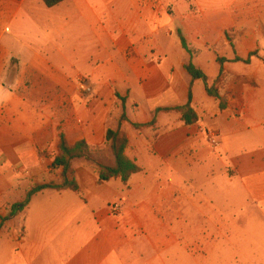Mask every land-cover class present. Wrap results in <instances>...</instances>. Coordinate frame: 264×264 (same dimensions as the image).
<instances>
[{
    "label": "crops",
    "instance_id": "1",
    "mask_svg": "<svg viewBox=\"0 0 264 264\" xmlns=\"http://www.w3.org/2000/svg\"><path fill=\"white\" fill-rule=\"evenodd\" d=\"M151 1L0 0V264H264V86L245 84L258 61H234L264 42V0H164L160 20ZM189 61L209 85L241 77L235 93L217 89L223 108ZM189 90L198 121L186 125L174 108ZM108 129L140 168L127 184L73 161L77 191L21 207L31 186L60 182L61 136L97 148ZM256 139L260 152L231 148Z\"/></svg>",
    "mask_w": 264,
    "mask_h": 264
},
{
    "label": "trees",
    "instance_id": "2",
    "mask_svg": "<svg viewBox=\"0 0 264 264\" xmlns=\"http://www.w3.org/2000/svg\"><path fill=\"white\" fill-rule=\"evenodd\" d=\"M43 4L48 7H54L64 0H41ZM225 36L227 37L226 33ZM180 42L182 47L189 53L185 40L180 36ZM253 53L249 54L246 59L234 58V61H242L244 63H249L252 58ZM227 60L225 58H218L217 62L220 65V74H222V65ZM186 69L191 76V79L202 80L205 85L206 93L209 96L217 99L219 101V107L223 108V98L220 97L218 90L215 85H209L205 74L198 68H196L190 61L186 65ZM219 79H217L218 81ZM175 110L180 114L181 120L186 125L194 124L198 121V116L191 107V92L189 90L187 102L184 105L175 107ZM124 119V115L122 116ZM138 127V125H134ZM127 137L124 133L119 130L108 129L105 134V143L108 145L113 161L112 164L103 165L95 164L96 174L99 182H107L111 179H119L123 184H127L129 178L140 171L134 160H131L125 155V148L127 146ZM98 148H91L85 141L77 142L73 146H69L63 136L60 138L59 144V154L54 158L52 162L53 168L60 169L59 177L60 182H50L46 184H35L30 187L27 191L23 201L21 202V207H24L30 198L37 192L44 189H69L71 191L78 190V184L75 180L74 171L72 169V162L81 158L91 160V155L93 152L98 151Z\"/></svg>",
    "mask_w": 264,
    "mask_h": 264
},
{
    "label": "rangeland",
    "instance_id": "3",
    "mask_svg": "<svg viewBox=\"0 0 264 264\" xmlns=\"http://www.w3.org/2000/svg\"><path fill=\"white\" fill-rule=\"evenodd\" d=\"M140 2L143 3L144 1H140ZM151 3L153 5L152 9H154L156 11L155 13L158 17V20H160L163 17L162 14L165 11H168V12L172 11L171 6L168 4V2H166L164 0H155V1H151ZM242 34H243V32L235 31L233 28H230L229 30L226 31V35L228 36V38L232 42H236L237 37L241 36ZM251 53H253V56L250 59V62L251 61H258V62H256V63H258V67L254 66V69H253V72L256 74L257 78H252L251 80L246 81L245 84L247 86H250L253 89L259 90L262 86H264V72H263L264 71V42L259 43L251 51ZM261 76H262V78H261ZM241 80H242L241 77H235L234 79H232V78H228V79L221 78L218 81L216 79L215 82L210 84V85L214 84L216 89H218L220 91H223L226 88H230L231 90L229 92L235 93L236 88L238 87V82H240ZM120 109H121V104L119 103L113 109V113L110 116V122L111 123L113 122V120L115 121L117 119L118 115H120ZM121 116H122V114H121ZM260 143L261 142L259 141V139H256L254 141L253 140L252 141L251 140H246V141L244 140L242 142L237 143L235 146L231 145V148H233V150H234L236 147H238L237 145L243 144L244 146H251L250 148L257 146L256 150H257V152H260V150L263 147V145H261ZM226 146L230 147L229 143L226 144ZM97 148L99 150L92 153V155H91L92 159L91 160L81 158V159L74 160V161L80 162L82 165H85L86 167H90L91 170L94 171L95 173H96L95 164H103V165L112 164L113 158H112L109 146L108 145H102V146L97 147ZM236 210L239 211V208H236Z\"/></svg>",
    "mask_w": 264,
    "mask_h": 264
},
{
    "label": "built area",
    "instance_id": "4",
    "mask_svg": "<svg viewBox=\"0 0 264 264\" xmlns=\"http://www.w3.org/2000/svg\"><path fill=\"white\" fill-rule=\"evenodd\" d=\"M76 85L79 92L82 94L83 97H88L92 93V85L87 80L86 77L78 76L76 79ZM204 132L206 141L212 147H217L219 145V140L216 132L210 130L201 129ZM113 212H118L120 210V206L118 204H114L112 206Z\"/></svg>",
    "mask_w": 264,
    "mask_h": 264
}]
</instances>
